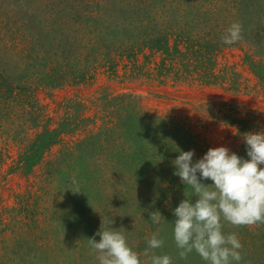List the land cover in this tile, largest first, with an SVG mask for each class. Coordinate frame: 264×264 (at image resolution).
Listing matches in <instances>:
<instances>
[{
	"label": "rangeland",
	"instance_id": "1",
	"mask_svg": "<svg viewBox=\"0 0 264 264\" xmlns=\"http://www.w3.org/2000/svg\"><path fill=\"white\" fill-rule=\"evenodd\" d=\"M261 132L264 0H0V264H99L89 239L109 228L143 264H206L174 241V210L198 199L174 161L250 160ZM222 223L240 264H264V224Z\"/></svg>",
	"mask_w": 264,
	"mask_h": 264
},
{
	"label": "clouds",
	"instance_id": "2",
	"mask_svg": "<svg viewBox=\"0 0 264 264\" xmlns=\"http://www.w3.org/2000/svg\"><path fill=\"white\" fill-rule=\"evenodd\" d=\"M243 26L239 22L231 24L222 37L226 45L242 39ZM248 159L231 153L227 147L209 149L206 155L195 163L193 151H181L174 161V175L183 184L194 190L198 197L195 204L191 200L182 201L174 210L177 217L173 224L174 241L180 259L186 260L195 252L206 264H240L243 245L235 233L225 235L222 221L235 227H253L264 224V132L245 133ZM199 173V175H198ZM202 180H211L214 186H205ZM68 189L79 193L74 183ZM162 215L159 211L150 213L153 223L159 224ZM164 219V218H163ZM124 229L112 228L97 232L89 239L97 254L99 264H143L140 254L129 246ZM159 231L148 240L149 249L164 246ZM149 264H172L169 255H151L146 249Z\"/></svg>",
	"mask_w": 264,
	"mask_h": 264
},
{
	"label": "trees",
	"instance_id": "3",
	"mask_svg": "<svg viewBox=\"0 0 264 264\" xmlns=\"http://www.w3.org/2000/svg\"><path fill=\"white\" fill-rule=\"evenodd\" d=\"M156 41V43H157V45L160 47V46H162V43H161V41H162V38H157V39H155L154 40V42Z\"/></svg>",
	"mask_w": 264,
	"mask_h": 264
}]
</instances>
